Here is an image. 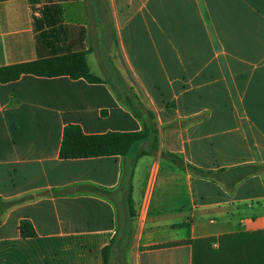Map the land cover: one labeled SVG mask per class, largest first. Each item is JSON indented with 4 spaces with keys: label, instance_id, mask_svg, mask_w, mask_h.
Here are the masks:
<instances>
[{
    "label": "crops",
    "instance_id": "0c3cea01",
    "mask_svg": "<svg viewBox=\"0 0 264 264\" xmlns=\"http://www.w3.org/2000/svg\"><path fill=\"white\" fill-rule=\"evenodd\" d=\"M79 51L100 82H0V264H264V0H0V67Z\"/></svg>",
    "mask_w": 264,
    "mask_h": 264
},
{
    "label": "trees",
    "instance_id": "16d2710c",
    "mask_svg": "<svg viewBox=\"0 0 264 264\" xmlns=\"http://www.w3.org/2000/svg\"><path fill=\"white\" fill-rule=\"evenodd\" d=\"M85 54L86 51H79L1 66L0 82L15 80L23 74L46 77L66 75L71 79L83 78L90 83L100 82L101 78L89 71ZM150 133L149 129L144 128L136 131H110L99 134H86L78 124L68 123L63 127L59 157L61 159H75L125 155L133 143L146 139ZM261 169V165L246 164L238 167L237 171L241 173L240 178H245ZM192 170L201 174L204 173L195 168H192ZM18 228L22 237L35 235L32 225L27 220H22ZM112 251V242L102 248L101 264H112Z\"/></svg>",
    "mask_w": 264,
    "mask_h": 264
}]
</instances>
